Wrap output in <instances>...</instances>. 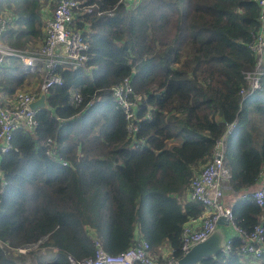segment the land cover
Returning <instances> with one entry per match:
<instances>
[{
	"label": "trees",
	"instance_id": "trees-1",
	"mask_svg": "<svg viewBox=\"0 0 264 264\" xmlns=\"http://www.w3.org/2000/svg\"><path fill=\"white\" fill-rule=\"evenodd\" d=\"M82 1L93 9H76L71 26L88 43L86 65L59 66L63 81L47 88L34 128L14 129L10 147L0 151V239L13 247L42 239L40 247L56 253L44 260L38 245L29 251L34 264H71L69 254L93 255L95 240L117 253L137 242L138 231L154 257L166 244L178 259L183 224L203 210L202 202L183 196L228 123L235 121L224 153L231 190L254 187L264 168V60L261 86L239 96L244 71L255 65L248 43L260 6L257 0H139L130 7ZM44 3L55 5L0 0V10L14 16L1 39L18 48L41 41ZM33 74L10 56L0 68L1 98L27 87ZM126 76L138 102L132 133L111 91ZM230 205L238 227H264V201L247 194ZM241 244L232 235L229 250L202 261L248 264ZM20 256L0 247V264H25ZM247 257L264 264V255Z\"/></svg>",
	"mask_w": 264,
	"mask_h": 264
},
{
	"label": "built area",
	"instance_id": "built-area-1",
	"mask_svg": "<svg viewBox=\"0 0 264 264\" xmlns=\"http://www.w3.org/2000/svg\"><path fill=\"white\" fill-rule=\"evenodd\" d=\"M139 0H119L130 7ZM55 6L51 15L47 16L42 7L44 16L43 37L33 47L18 48L9 45L1 39V34L7 23L13 19L10 11L0 10V68L8 61L10 56L20 58L26 70L39 71L43 76V83L38 91L27 89H16L9 101L0 100V151H6L10 147L13 130L23 128L32 130L36 125L35 112L37 109L31 107L41 93H46L47 88L55 83H62L63 78L57 71L59 66L78 68L86 65L88 59V43L82 31L71 26L75 17L76 9L79 11L91 12L93 5L83 4L82 0H54ZM260 6L259 24L252 40L248 46L255 57V65L250 70L244 71V78L247 84L239 90L240 100L252 93L261 86L263 73L262 63L264 60V0H257ZM112 13V11H110ZM112 94L117 105L123 110L128 120L127 129L130 133L136 130L133 119L136 117L138 106L137 95L131 84L130 77L126 76L112 86ZM75 103L81 100L77 90L72 91ZM235 121L227 124L226 130L217 139L213 148L212 157L201 166L199 171L191 179L185 197L188 200H198L203 204V210L199 217L190 219L182 226L181 251L186 253L197 242L202 241L215 229L220 216L228 220V224L238 235L242 244L240 251L247 256L258 258L264 255V227L256 224L246 232L238 227L234 220L231 205L223 201L224 191L229 186L230 171L225 167L224 153L227 140L233 131ZM66 164V161H63ZM0 181L3 176L0 171ZM255 188L241 192V196L250 194L258 204L264 201V168L258 173ZM255 183V184H256ZM231 238V237H230ZM42 239L25 245L13 247L7 240L0 239V247L11 255H25L29 251L38 248V253L51 254L42 257L44 260L51 259L54 254L49 250H56L54 247H40ZM150 244L147 240L137 238L131 246L117 253L107 252L98 240H95V251L91 256L75 258L68 255L71 264H178L177 258L170 253L162 260L156 261L149 251ZM230 239L227 240L223 250H229ZM39 255V254H38ZM40 256V255H39ZM197 264H207L203 261Z\"/></svg>",
	"mask_w": 264,
	"mask_h": 264
},
{
	"label": "water",
	"instance_id": "water-1",
	"mask_svg": "<svg viewBox=\"0 0 264 264\" xmlns=\"http://www.w3.org/2000/svg\"><path fill=\"white\" fill-rule=\"evenodd\" d=\"M46 104L45 93H41L39 97L31 103L33 109H38ZM228 220L220 216L215 229L202 241L195 243L190 250L181 255L177 259L178 264H197L208 256L217 254L223 250L227 240L231 235L226 230Z\"/></svg>",
	"mask_w": 264,
	"mask_h": 264
},
{
	"label": "rangeland",
	"instance_id": "rangeland-1",
	"mask_svg": "<svg viewBox=\"0 0 264 264\" xmlns=\"http://www.w3.org/2000/svg\"><path fill=\"white\" fill-rule=\"evenodd\" d=\"M44 4H47V3H44ZM54 6L51 5V4L47 5V12H46L47 16L51 15ZM38 43H39V41H38ZM33 72H37V74H33V77H29V84L24 89H28V90H31V91L32 90L36 91V90L40 89V87H41V85L43 83V76L41 75V73L39 71H33ZM12 96H13V93L10 94L9 96H4L2 98L0 96V100H2L1 102L9 101L12 98ZM223 200H224V196H223ZM163 248H165L164 250H166L169 247L165 244V246ZM38 254L40 256H42V257H44V256L47 257V256L51 255L50 253L49 254H44V255H42V253H38ZM20 257L22 258L23 263H25V264H34L30 254H25V255L20 256ZM243 257H244V260L248 264H253L255 262V260H257V259L248 258L247 256H243Z\"/></svg>",
	"mask_w": 264,
	"mask_h": 264
},
{
	"label": "crops",
	"instance_id": "crops-1",
	"mask_svg": "<svg viewBox=\"0 0 264 264\" xmlns=\"http://www.w3.org/2000/svg\"><path fill=\"white\" fill-rule=\"evenodd\" d=\"M47 5H49V4H43L42 5V7L45 9L46 12H47ZM257 185L258 184L256 183L254 187H250V188H255V187H257ZM240 194H241V192H234L231 190L230 187H228L224 191V200L223 201L227 204H231L232 201H234L237 197H239ZM183 197H185V195ZM225 228H226L227 232L230 233L231 237H232V235H236V233L233 231V229L231 228V226L229 224H227ZM136 237L138 239L140 238V234L138 231L136 232ZM164 249L165 248H163V250H162V256L161 257H154L156 261H160V260L162 261L170 253L169 249H166V250H164ZM49 251H51L53 254H54V252H56V250H49Z\"/></svg>",
	"mask_w": 264,
	"mask_h": 264
}]
</instances>
